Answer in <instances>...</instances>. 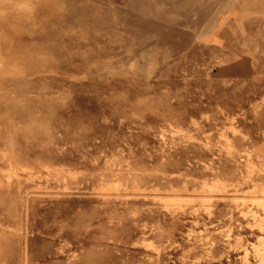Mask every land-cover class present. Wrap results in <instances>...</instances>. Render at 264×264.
<instances>
[{
	"label": "rangeland",
	"instance_id": "374dc122",
	"mask_svg": "<svg viewBox=\"0 0 264 264\" xmlns=\"http://www.w3.org/2000/svg\"><path fill=\"white\" fill-rule=\"evenodd\" d=\"M18 23L0 264H264V0H42Z\"/></svg>",
	"mask_w": 264,
	"mask_h": 264
},
{
	"label": "clouds",
	"instance_id": "9594fccd",
	"mask_svg": "<svg viewBox=\"0 0 264 264\" xmlns=\"http://www.w3.org/2000/svg\"><path fill=\"white\" fill-rule=\"evenodd\" d=\"M41 3L42 0H0V86H2V82L5 79L23 80L27 74L25 63L22 59L5 56L2 53L4 48L13 45L17 38L31 35L18 21L20 19L31 20ZM31 55L35 60L45 61L49 54L35 52ZM32 99H35L38 105H46L54 98L43 95L34 98L22 96L16 100V106L21 110H26ZM4 120H7L12 132H15V120L7 113L0 114V121ZM33 127H36L34 123L28 125L27 129L31 130Z\"/></svg>",
	"mask_w": 264,
	"mask_h": 264
}]
</instances>
